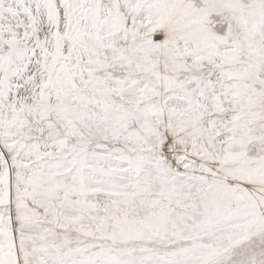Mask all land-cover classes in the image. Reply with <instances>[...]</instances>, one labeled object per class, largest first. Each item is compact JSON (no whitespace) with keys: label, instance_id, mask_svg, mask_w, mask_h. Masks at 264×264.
I'll return each instance as SVG.
<instances>
[{"label":"snow or ice","instance_id":"obj_1","mask_svg":"<svg viewBox=\"0 0 264 264\" xmlns=\"http://www.w3.org/2000/svg\"><path fill=\"white\" fill-rule=\"evenodd\" d=\"M0 264H264V0H0Z\"/></svg>","mask_w":264,"mask_h":264}]
</instances>
